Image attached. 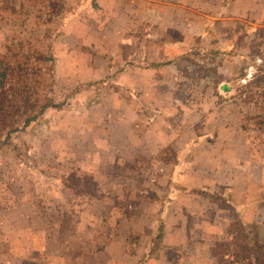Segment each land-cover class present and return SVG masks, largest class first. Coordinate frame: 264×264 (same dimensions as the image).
<instances>
[{
    "label": "rangeland",
    "instance_id": "1",
    "mask_svg": "<svg viewBox=\"0 0 264 264\" xmlns=\"http://www.w3.org/2000/svg\"><path fill=\"white\" fill-rule=\"evenodd\" d=\"M23 4L51 38L19 40ZM0 14L5 61L51 45L59 104L0 147V264H99L116 220L144 203L151 233L145 204L168 192L195 223L216 219L211 253L233 261L254 236L235 209L264 207V0H0ZM197 184L209 198L181 194Z\"/></svg>",
    "mask_w": 264,
    "mask_h": 264
},
{
    "label": "crops",
    "instance_id": "2",
    "mask_svg": "<svg viewBox=\"0 0 264 264\" xmlns=\"http://www.w3.org/2000/svg\"><path fill=\"white\" fill-rule=\"evenodd\" d=\"M180 172L178 173L179 177H184V175H180ZM172 173L175 178V171ZM203 185L207 188L210 187L208 184ZM203 185L197 184L193 190L182 191L181 194L206 200L207 196L200 193V189L204 188ZM168 194L169 192L160 196L156 194L158 196L154 195L156 200L145 204L155 205L152 214L146 216L147 226L151 227V233L149 230L143 229L142 224L138 221L140 220L138 217H141L143 212L144 203H142L129 217L116 220L117 231L105 238V246L95 254L98 256L93 257L92 262L95 263V259L100 258L99 264H211L214 261L211 250L217 239V236L214 235L216 219L208 220L209 214L203 208L200 211L201 222L195 223V218L187 215L188 213L194 214L188 210L189 207H187L188 209L181 208V203H178L180 200H173L174 196L167 198ZM209 201L211 203L208 205L214 206V201ZM256 202L255 198L253 203H249L255 208L254 222L260 228H264V207L263 205L258 206ZM173 206L179 211L176 210L175 213L170 214ZM247 214L244 211L243 217L245 218ZM143 219L141 221L145 220ZM122 227L125 229L121 232ZM112 245H115V250ZM109 251H112V254L108 255ZM103 255H106L108 261H103Z\"/></svg>",
    "mask_w": 264,
    "mask_h": 264
},
{
    "label": "trees",
    "instance_id": "3",
    "mask_svg": "<svg viewBox=\"0 0 264 264\" xmlns=\"http://www.w3.org/2000/svg\"><path fill=\"white\" fill-rule=\"evenodd\" d=\"M15 12L20 14L19 19H23V21L12 19L10 23L15 26V29H12L19 35V40L22 43L32 41L34 38L39 41L40 37H44V39L52 37V33L41 36L40 26H38L36 32L35 28H28V24L32 22L34 17L30 6H25L23 4L20 10ZM18 29L20 31H18ZM23 34H31V36L26 35L24 37ZM46 47V50L30 48L34 54V62H19L20 64H18V66H15V64L11 63L9 60L5 61L4 57L0 56V122L3 120H11L14 121L16 125L9 128L5 134L0 135V147L12 144L13 138L11 137V133L13 131H16L18 128L28 127L38 121L47 109L59 105L54 102L53 98L49 96L48 93L49 90L53 88V83L51 81V74L46 72V64H50L48 69L52 68L54 56L50 51L51 45H46ZM200 193H203L207 197L209 196V192L206 190L200 189ZM254 209L255 208L249 203L243 204L239 206L238 209H235L236 217L238 221L241 222L239 226L245 231L248 230L252 232L254 236L248 237V235L245 234V240L242 244L238 245L240 250L236 249L237 252H235L234 255L237 256L231 262L226 260L229 253L223 254L221 258L217 253H214L213 259L215 261L217 260L218 264H241V261L248 259L247 256H242L244 252L255 254L256 257H258V253L264 249V246L259 243V238L256 234L258 233L259 226L254 222L255 215L243 217L244 211L250 214L254 213ZM224 243L226 242L224 241L220 245L224 246Z\"/></svg>",
    "mask_w": 264,
    "mask_h": 264
}]
</instances>
